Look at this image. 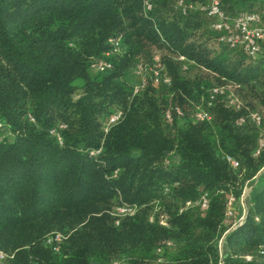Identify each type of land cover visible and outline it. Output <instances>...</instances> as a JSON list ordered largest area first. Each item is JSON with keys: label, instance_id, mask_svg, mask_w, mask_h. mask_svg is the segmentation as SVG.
Returning a JSON list of instances; mask_svg holds the SVG:
<instances>
[{"label": "trees", "instance_id": "1", "mask_svg": "<svg viewBox=\"0 0 264 264\" xmlns=\"http://www.w3.org/2000/svg\"><path fill=\"white\" fill-rule=\"evenodd\" d=\"M178 1L0 0V264H264V176L245 218L226 214L264 167V45L219 42ZM157 62L169 82L135 92ZM204 193L208 208H183Z\"/></svg>", "mask_w": 264, "mask_h": 264}, {"label": "built area", "instance_id": "2", "mask_svg": "<svg viewBox=\"0 0 264 264\" xmlns=\"http://www.w3.org/2000/svg\"><path fill=\"white\" fill-rule=\"evenodd\" d=\"M179 5L182 7L183 13H185L188 9H198L204 12L209 17L213 18V28L219 32L218 41L221 43L227 44L232 48H240L249 56L257 55L263 45H264V6L260 11H242L235 16H231L221 7L220 0H210L209 2H187L185 0H179ZM145 6L147 9L152 8L151 0H145ZM113 43V51L116 52L120 49V39H112ZM183 58V56H181ZM158 61L159 58L156 57ZM99 70H106L111 67L112 63L108 60H99L94 64ZM137 73L141 76V84L135 87V92L139 91L140 88L145 86L149 81H153L154 83L160 82H169V79L165 78L163 73V67H161L158 62L155 64H139L137 67ZM212 96L218 94L226 93L225 86H214L211 90ZM227 98L233 104L239 106V102L237 98H235L233 93H228ZM122 117V112L117 111L113 113L108 121L107 128L111 125L115 124ZM199 117L201 119H209L210 115L206 112H200ZM254 117L258 124H261V116L259 114H254ZM260 146H264V142L260 141ZM259 152V150L257 151ZM226 159L229 163L234 167H240V161L228 154L226 155ZM236 197L231 195L228 200V208H227V216H233V203L235 202ZM209 198L208 193L202 194L200 197L195 199H188L185 202L184 209L189 207L198 206L201 209L208 208ZM136 210L135 206L123 204L117 207L118 215H128L133 214ZM163 223H165L163 221ZM54 238L56 241H60L61 237L59 235H55ZM53 238L49 241L52 242ZM58 245L54 246L55 250H58ZM0 257H3L0 254ZM250 256H247L249 259Z\"/></svg>", "mask_w": 264, "mask_h": 264}, {"label": "rangeland", "instance_id": "3", "mask_svg": "<svg viewBox=\"0 0 264 264\" xmlns=\"http://www.w3.org/2000/svg\"><path fill=\"white\" fill-rule=\"evenodd\" d=\"M91 71L94 75H97L99 72H102V70H99L95 65L92 67ZM164 76H165V78L169 79L166 72L164 73ZM263 176H264V167H262L252 179L247 181L240 200H238L237 203L233 204V210L235 209V207L240 208V215L239 216H241V217H239V216L237 217V218H239V220H242L244 215H245V212L248 208L247 202L250 200V196H251L255 186L258 184V183H256V181L261 180V178ZM245 192L247 193L246 195H245ZM52 242H54V243L57 242L54 237H53ZM219 244H220L219 246L221 247L222 252L224 253V251H225L224 250V248H225L224 239H221Z\"/></svg>", "mask_w": 264, "mask_h": 264}, {"label": "water", "instance_id": "4", "mask_svg": "<svg viewBox=\"0 0 264 264\" xmlns=\"http://www.w3.org/2000/svg\"><path fill=\"white\" fill-rule=\"evenodd\" d=\"M247 193L245 192V195H246ZM247 204L249 205V201L247 202ZM246 214H247V210H246V212H245V215H244V217H243V219L245 218V216H246ZM234 228V226L231 228V229H229L228 231H227V233L225 234V236L232 230ZM224 236V237H225ZM224 237L222 238V239H224Z\"/></svg>", "mask_w": 264, "mask_h": 264}, {"label": "crops", "instance_id": "5", "mask_svg": "<svg viewBox=\"0 0 264 264\" xmlns=\"http://www.w3.org/2000/svg\"><path fill=\"white\" fill-rule=\"evenodd\" d=\"M256 183H259V180H257L256 181ZM236 213H237V216H239L240 215V208L239 207H236ZM239 217H241V216H239Z\"/></svg>", "mask_w": 264, "mask_h": 264}]
</instances>
